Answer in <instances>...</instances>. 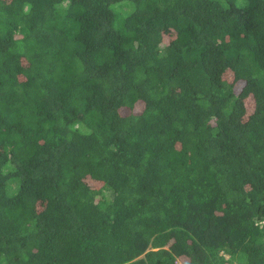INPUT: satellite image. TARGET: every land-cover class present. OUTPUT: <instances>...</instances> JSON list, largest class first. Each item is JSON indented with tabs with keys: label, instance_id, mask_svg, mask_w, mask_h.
Returning <instances> with one entry per match:
<instances>
[{
	"label": "trees",
	"instance_id": "16d2710c",
	"mask_svg": "<svg viewBox=\"0 0 264 264\" xmlns=\"http://www.w3.org/2000/svg\"><path fill=\"white\" fill-rule=\"evenodd\" d=\"M0 264H264V0H0Z\"/></svg>",
	"mask_w": 264,
	"mask_h": 264
},
{
	"label": "rangeland",
	"instance_id": "374dc122",
	"mask_svg": "<svg viewBox=\"0 0 264 264\" xmlns=\"http://www.w3.org/2000/svg\"><path fill=\"white\" fill-rule=\"evenodd\" d=\"M136 110L138 109V107L135 108Z\"/></svg>",
	"mask_w": 264,
	"mask_h": 264
}]
</instances>
